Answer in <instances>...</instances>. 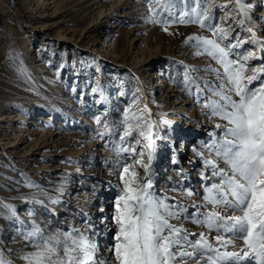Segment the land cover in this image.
I'll return each instance as SVG.
<instances>
[{"label":"rangeland","instance_id":"rangeland-1","mask_svg":"<svg viewBox=\"0 0 264 264\" xmlns=\"http://www.w3.org/2000/svg\"><path fill=\"white\" fill-rule=\"evenodd\" d=\"M59 2L53 12L47 0H0V257L29 264L25 256L36 243L29 234L38 227L46 237L82 235L95 243L98 259L111 258L125 179L136 188L150 182L149 193L178 214L169 223L190 242L202 233L213 249L239 251L244 243L236 236L199 222L214 211L242 213L205 200L220 182L207 161L226 167L209 146L223 136L216 125L227 124L206 105L222 102L212 90L227 80L224 66L189 37L221 47L239 42L229 59L251 53L245 75L252 76L264 69V0ZM194 9L208 12L205 24L226 29V37L188 22ZM255 75L250 88L264 82V73ZM138 122L146 134L151 123V148L121 140L131 123L146 143L135 132ZM130 146L143 155L120 150ZM139 161L147 172L133 165ZM173 251L193 253L173 264L216 258L190 244Z\"/></svg>","mask_w":264,"mask_h":264},{"label":"snow or ice","instance_id":"snow-or-ice-1","mask_svg":"<svg viewBox=\"0 0 264 264\" xmlns=\"http://www.w3.org/2000/svg\"><path fill=\"white\" fill-rule=\"evenodd\" d=\"M235 2L239 3V0ZM240 8L244 10L242 4ZM193 11L195 19L189 14L188 22L199 23L201 27L207 26L214 32L219 31L222 39L226 37V29L205 24V18H212L208 12L195 9ZM179 20L181 23L185 22L184 15H181ZM153 22L159 21L154 19ZM165 30L167 31L166 28ZM189 40H195L197 48H202L224 66L227 80V83L212 90L222 102L210 100L206 105L211 109L213 116H220L227 124L216 125L217 128L223 127V136L209 146L226 167H220L215 161H207L212 167V175L218 177L220 182L209 187L205 200L242 213L239 216H225L214 211L204 214L205 219L199 222L209 228L231 233L240 239L246 248L240 252H220L219 249H213L202 233L199 234V241L190 242L186 230L169 223V220L178 214L171 211L170 206L154 194L149 193L150 182L142 188H136L132 180L125 179L123 194L116 202L114 219L118 230L114 235L115 242L109 249L111 258L98 259L95 243L82 235L75 236L70 232L62 234L63 239L60 236L46 237L37 227L29 234V238L36 240L35 250L25 256L29 264H173L178 258L193 255L190 252L173 251L174 248H182L184 244L202 250L212 249L216 258L208 257V264H231L234 261L264 264V82H261L259 87H248L258 79L255 72L264 73V69H254L252 76L245 75V62L251 57V53L243 57L235 54L236 60L229 59L233 54L230 50L239 47V42L221 47L215 39L195 36L189 37ZM217 73L219 74V69ZM232 93L238 99H233ZM139 120H142V116L137 118V121ZM146 127L149 129L147 134L139 122L135 129L137 136L143 137L146 143L133 136L131 123L128 124L121 140L131 138L130 144L151 148V123ZM120 150L130 156L143 155V152L136 153L135 147L132 146ZM137 163L145 172L148 171V165L142 161L133 162V165ZM122 170L127 174L129 167H123ZM131 175L135 177L136 173L133 171ZM166 229L167 235L164 234ZM216 241L224 247L235 246L232 240L225 241L221 237H217ZM0 264L9 262L0 257Z\"/></svg>","mask_w":264,"mask_h":264},{"label":"bare ground","instance_id":"bare-ground-1","mask_svg":"<svg viewBox=\"0 0 264 264\" xmlns=\"http://www.w3.org/2000/svg\"><path fill=\"white\" fill-rule=\"evenodd\" d=\"M50 5V6H52L53 5V7H54V10H53V12H57L59 9H60V2H59V0H47V3H45L44 5ZM192 131V130H191ZM191 131H189V132H191ZM187 158V157H186ZM196 165H198V164H196ZM198 167V166H197ZM196 167V168H197ZM195 171V170H194ZM196 172V171H195ZM194 172V173H195ZM242 246H244V244L243 245H239L238 246V249H236V250H239V251H235V252H240V250H241V248H242ZM235 250V249H234ZM250 251V250H249ZM210 252H214V251H210ZM232 263V262H231ZM249 263H251L250 261H244V263L243 264H249ZM232 264H240V261H237V262H233Z\"/></svg>","mask_w":264,"mask_h":264}]
</instances>
